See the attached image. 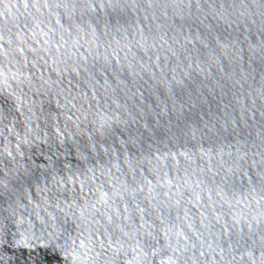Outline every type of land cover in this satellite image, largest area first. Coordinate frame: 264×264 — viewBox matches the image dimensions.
<instances>
[{
    "label": "water",
    "instance_id": "water-1",
    "mask_svg": "<svg viewBox=\"0 0 264 264\" xmlns=\"http://www.w3.org/2000/svg\"><path fill=\"white\" fill-rule=\"evenodd\" d=\"M19 89L126 122L62 196L98 230L0 186V264H264V0H0V111Z\"/></svg>",
    "mask_w": 264,
    "mask_h": 264
},
{
    "label": "clouds",
    "instance_id": "clouds-1",
    "mask_svg": "<svg viewBox=\"0 0 264 264\" xmlns=\"http://www.w3.org/2000/svg\"><path fill=\"white\" fill-rule=\"evenodd\" d=\"M17 95L19 117L0 111V168L4 173L0 186L12 190L10 180H23L22 191L16 190L21 195L31 199L29 188L34 186L41 206L47 208L54 203L60 212L79 221L78 227L84 230L81 235L98 230L102 224L95 218L96 205L88 207L86 202L82 207L74 196L71 201L62 196L75 192L67 185L80 182L84 169L91 171L89 162L100 150L106 154L114 151L112 144L120 140L117 129L126 122L123 113L110 108L108 102L93 101L82 91L56 89L51 95L45 92L41 99H33L29 92L19 89ZM44 104H55L56 110L45 108ZM32 149L48 160L39 175L32 171L34 164L28 167L24 162ZM73 158L75 165L71 163ZM81 187L83 190L85 185L81 183Z\"/></svg>",
    "mask_w": 264,
    "mask_h": 264
}]
</instances>
